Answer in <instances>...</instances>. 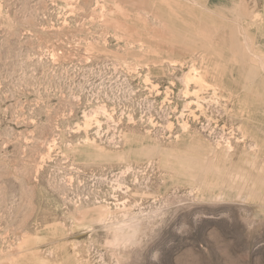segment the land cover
Returning a JSON list of instances; mask_svg holds the SVG:
<instances>
[{
    "label": "rangeland",
    "instance_id": "1",
    "mask_svg": "<svg viewBox=\"0 0 264 264\" xmlns=\"http://www.w3.org/2000/svg\"><path fill=\"white\" fill-rule=\"evenodd\" d=\"M0 264H264V0H0Z\"/></svg>",
    "mask_w": 264,
    "mask_h": 264
}]
</instances>
